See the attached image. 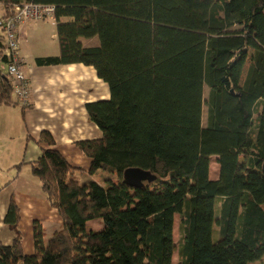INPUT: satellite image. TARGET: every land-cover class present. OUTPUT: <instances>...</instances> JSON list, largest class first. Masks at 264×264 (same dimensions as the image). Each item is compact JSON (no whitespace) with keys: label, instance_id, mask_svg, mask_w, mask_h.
I'll return each mask as SVG.
<instances>
[{"label":"trees","instance_id":"obj_1","mask_svg":"<svg viewBox=\"0 0 264 264\" xmlns=\"http://www.w3.org/2000/svg\"><path fill=\"white\" fill-rule=\"evenodd\" d=\"M0 3L3 20L16 5L54 7L59 53L36 57V65L81 63L110 93L84 104L100 134L75 142L88 172L107 182L82 180L83 169L43 129L41 156L12 165L13 179L30 166L62 226L46 238L35 220L34 252L26 253L11 196L4 224L15 237L0 238V264H264V0ZM4 26L0 104L20 105ZM130 168L155 179L132 187L124 182ZM91 220L103 227L89 228Z\"/></svg>","mask_w":264,"mask_h":264},{"label":"crops","instance_id":"obj_2","mask_svg":"<svg viewBox=\"0 0 264 264\" xmlns=\"http://www.w3.org/2000/svg\"><path fill=\"white\" fill-rule=\"evenodd\" d=\"M0 6L3 9L1 3ZM30 23H32V21L22 24L18 28L19 55L24 59V71L31 87L29 104L25 108L23 107V111L31 110L30 113L38 112L44 120H38L34 132L28 131L29 137L23 145L24 155L22 161L33 162L41 156L42 146L38 143V138L43 129H48L53 133L56 139V147L72 164L82 168L83 172L86 173L89 171V168L87 165L80 163V161L85 162V160H83V154L78 149L80 154H76L78 152L73 150V147H76L73 142L74 140L77 141L97 137L100 134L98 128L88 120L84 104L89 101L109 98V88L98 78L93 68L81 63L45 67L37 66L35 58L38 56L58 54L59 44L57 40L56 51L53 54L46 53L36 56L24 55L22 52L23 35H31L32 33L35 35L34 28ZM55 38L57 39V31ZM99 83L104 85L105 91L103 93L98 89V86H100ZM0 106H2L0 107V113L8 117V107H16L18 105L0 104ZM66 135H68V137H65ZM60 142L66 143V147L60 146ZM70 154L78 160V163L72 161L73 159H71ZM100 173L98 172L97 174ZM41 189V191H43L42 186ZM29 193L30 196L26 199L29 201L27 207H24V205L20 203L22 201L17 198L16 200L18 204L22 206L20 207L22 209V220L25 218L27 219L26 221L31 225L32 231L33 222L35 220H40L43 226L49 224L50 227H54V229L61 228L62 219L57 210L51 208L50 205L49 209L45 201H38L36 199L38 193L36 190L29 189ZM11 196L10 193H7L0 198V238L7 244L12 243L15 237V233L4 224V218ZM45 208L48 211L47 215ZM19 228L21 230V225Z\"/></svg>","mask_w":264,"mask_h":264},{"label":"rangeland","instance_id":"obj_3","mask_svg":"<svg viewBox=\"0 0 264 264\" xmlns=\"http://www.w3.org/2000/svg\"><path fill=\"white\" fill-rule=\"evenodd\" d=\"M1 14H2V7L0 6V16ZM30 24L34 28L35 35H33V33L31 35L30 34L23 35L22 38L23 54L28 56L30 55L36 56L46 53H50V54L55 53L56 51L55 49L57 46V39L55 38V34H56L55 19L53 17H50L48 19L32 21V23ZM99 84L100 86H98V89L100 90L101 93H103L105 91L104 85L102 83ZM8 110H9V113L7 114L8 117H5L4 114L0 113V198L4 194L10 193V195L22 201L20 203L24 205V207H27L29 201L26 199L29 198L30 196L29 189L36 190V192H38L36 199L38 201H45L49 208L48 200L44 192L41 191L42 183L38 179V177H35V175L31 173L30 166L23 167L19 177L16 179H13V175L16 174V170L12 169V165H14L15 163H19L23 160V155H24L23 145L25 144V142L29 137L28 131L34 132L38 120L43 121L44 118L40 116L38 112L30 113L31 110L24 112L23 104H20L16 107H8ZM127 130H128V122L126 120L121 121L120 144L123 148H127L129 146V141L127 138ZM65 137H68V135H66ZM75 142L76 140H74L73 143ZM59 145L66 147V143L63 142H60ZM251 145H252V141L251 139H249L242 146V150H241L242 154L240 157L241 163L245 162L248 159ZM73 150L78 152L76 154H80L76 147H73ZM70 155H71V159H73L72 161H76V163H78L77 162L78 160H76V158L72 154ZM83 160H85V162L80 161V163H83V165H87V167L89 168L90 160L84 155H83ZM217 169H218L217 165L213 163L212 177H216ZM90 176L98 177L100 182H107L108 180V178H104L99 174H96L95 176L91 175L89 172L87 173L83 172L81 174L82 180ZM47 213L48 211L46 209V215ZM26 220L27 219L25 218L20 223L22 227L21 231L23 235L25 252L33 253L34 252V247H33L34 243L32 236L33 231L31 225H29ZM44 227L46 230V238H48L54 231V227H50L49 224L44 225ZM88 227L94 229H100L103 227V224L99 220H91L88 221ZM176 230H177V226H176Z\"/></svg>","mask_w":264,"mask_h":264},{"label":"built area","instance_id":"obj_4","mask_svg":"<svg viewBox=\"0 0 264 264\" xmlns=\"http://www.w3.org/2000/svg\"><path fill=\"white\" fill-rule=\"evenodd\" d=\"M54 12L55 9L52 6L29 3L16 5L7 19H0V25L3 27L5 24L6 54L10 59V63L7 65V73L14 79L13 93L25 106L29 104L31 87L24 71V59L19 55L18 28L29 21L52 17Z\"/></svg>","mask_w":264,"mask_h":264},{"label":"water","instance_id":"obj_5","mask_svg":"<svg viewBox=\"0 0 264 264\" xmlns=\"http://www.w3.org/2000/svg\"><path fill=\"white\" fill-rule=\"evenodd\" d=\"M262 172L264 173V163L262 164ZM155 176L149 172L139 168H130L124 172V182L132 187H140L145 181H152Z\"/></svg>","mask_w":264,"mask_h":264}]
</instances>
